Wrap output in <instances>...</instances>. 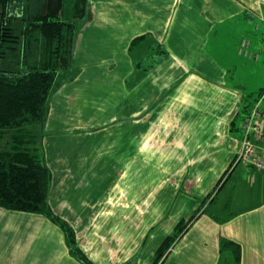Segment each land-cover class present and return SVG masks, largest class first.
I'll list each match as a JSON object with an SVG mask.
<instances>
[{
	"label": "crops",
	"instance_id": "obj_1",
	"mask_svg": "<svg viewBox=\"0 0 264 264\" xmlns=\"http://www.w3.org/2000/svg\"><path fill=\"white\" fill-rule=\"evenodd\" d=\"M87 8L44 122L52 213L93 264H151L164 242L161 264H234L223 240L239 264H264V170L231 167L247 97L264 89L232 72L262 76L264 0ZM0 264L82 263L48 218L0 208Z\"/></svg>",
	"mask_w": 264,
	"mask_h": 264
},
{
	"label": "trees",
	"instance_id": "obj_2",
	"mask_svg": "<svg viewBox=\"0 0 264 264\" xmlns=\"http://www.w3.org/2000/svg\"><path fill=\"white\" fill-rule=\"evenodd\" d=\"M32 1L0 0V208L44 215L62 229L70 253L82 264H93L75 246L70 226L49 208L51 174L33 130L46 118L58 77L71 67L88 0ZM251 104L244 105L245 113ZM169 245L163 243L154 264ZM223 250H230L239 264L236 244L223 240Z\"/></svg>",
	"mask_w": 264,
	"mask_h": 264
},
{
	"label": "rangeland",
	"instance_id": "obj_3",
	"mask_svg": "<svg viewBox=\"0 0 264 264\" xmlns=\"http://www.w3.org/2000/svg\"><path fill=\"white\" fill-rule=\"evenodd\" d=\"M35 2H31V4H35L36 5V3H38L36 0H34ZM83 23V22H82ZM82 23H80L79 24V26H78V30H77V32H79L80 31V29H81V25H82ZM243 41H246V45L243 47L242 46V42ZM242 42H241V48H246L247 47V45L249 44V41L248 40H246V39H243L242 40ZM76 44V43H75ZM75 44H74V46H73V52H74V49H75ZM243 61H238V63H242ZM248 62V61H247ZM246 62V63H247ZM260 62H262L261 63V66H262V68H264V51H263V54H262V56H261V59H260ZM71 66V65H70ZM241 67V66H240ZM238 68V70L237 71H235V72H232V77H236V81L238 82V83H241V84H245L244 86L246 87V88H249V87H252V86H256V87H264L263 85H264V71H262V76H261V71L259 70V69H255L254 68V70H252V69H248L247 70V72L246 71H244L243 69H241V68ZM237 73H238V76H237ZM228 79H229V74H228ZM263 92H264V90H263ZM51 94H52V92H51ZM51 94H50V96H49V99H50V97H51ZM247 99L248 100H250L251 101V103H254L253 105H251V107H253L256 103H258V102H260L262 105H264V99H262L261 100V96H260V93L258 94V93H256V92H253L251 95H249L248 97H247ZM253 100V101H252ZM49 101V100H48ZM264 108V107H263ZM57 114V113H56ZM68 115V117L67 118H64V119H61L62 121H61V124L59 125L60 126V129H62L63 127H66V126H71L72 124H73V122L75 121V118L74 117H76V116H74V115H72V113H70V114H67ZM46 117H47V115H46ZM45 120H46V118L44 119V121H43V123L45 122ZM41 124L40 126H35L34 128H33V130H34V132H35V134L38 136V141H37V145L38 146H40L41 147V149H42V141H44V139L43 138H46V134H47V125H48V123L47 124ZM238 123L240 124V121H238ZM256 123L258 124L257 125V127H256V129H255V131L254 132H252V133H249L247 136H249L247 139H246V145H245V147H248L249 145H251L252 143H258V144H260L261 146H263L264 145V134H262L261 135V132H263V130H264V119L263 120H259V121H256ZM66 125V126H65ZM241 133V130H240V132H239V134ZM244 134H243V132H242V136H243ZM251 135V136H250ZM255 135V136H254ZM44 145V144H43ZM240 146H241V142H240ZM42 157H43V161L45 162V159H44V157H45V152H43V149H42ZM45 164H47V162H45ZM241 165V166H245V167H253L254 168V166H253V164H242V163H240V162H237V153H236V155H235V157L233 158V162H232V164H231V167H232V165ZM254 169H256V168H254ZM256 170H258V169H256ZM51 181V180H50ZM50 184V183H49ZM9 211H11V210H9ZM38 215H40V214H38ZM42 216H44V215H42ZM45 217V216H44ZM47 218V217H46ZM69 226H70V228H71V230H72V232H73V236H74V241H75V246L77 245V243L79 242V239H78V237L76 236L77 235V232L78 231H75V230H78L77 229V227H76V224L74 223H69L68 224ZM186 228V227H185ZM64 233V232H63ZM64 239H65V236H64ZM174 240V239H173ZM65 244H66V247L68 248V250H69V252H70V249H69V247H68V245H67V242H66V239H65ZM77 248H78V246H76ZM160 250V249H159ZM158 252V251H157ZM157 252H156V254H157ZM156 254H155V259H156ZM72 255V254H71ZM73 256V255H72ZM74 257V256H73ZM163 257H164V255H162V259H163ZM154 259V260H155ZM161 259V258H160ZM160 259H158V260H156V263L155 264H161L162 263V261L160 260ZM154 260H153V262H154ZM151 263V264H154V263ZM126 264H133V263H131V262H127Z\"/></svg>",
	"mask_w": 264,
	"mask_h": 264
},
{
	"label": "built area",
	"instance_id": "obj_4",
	"mask_svg": "<svg viewBox=\"0 0 264 264\" xmlns=\"http://www.w3.org/2000/svg\"><path fill=\"white\" fill-rule=\"evenodd\" d=\"M246 45V41L242 42V46ZM264 98V93L261 95V100ZM264 119V108L260 102L256 103L249 112L245 115L243 124V136L241 139V146L237 152V162L244 164H253L254 168L264 170V145L252 143L245 147L246 139L249 133L255 131L257 127L256 121ZM262 135V132H261ZM251 136V135H250ZM255 136V135H254Z\"/></svg>",
	"mask_w": 264,
	"mask_h": 264
}]
</instances>
